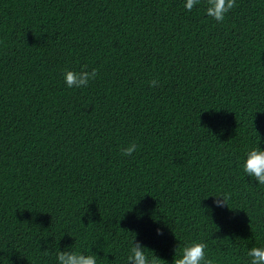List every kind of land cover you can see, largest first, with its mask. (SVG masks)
<instances>
[{
  "label": "trees",
  "instance_id": "16d2710c",
  "mask_svg": "<svg viewBox=\"0 0 264 264\" xmlns=\"http://www.w3.org/2000/svg\"><path fill=\"white\" fill-rule=\"evenodd\" d=\"M185 2L0 0V264H126L134 237L165 264L193 242L214 264L264 247L243 171L264 150V0L222 23Z\"/></svg>",
  "mask_w": 264,
  "mask_h": 264
},
{
  "label": "clouds",
  "instance_id": "9594fccd",
  "mask_svg": "<svg viewBox=\"0 0 264 264\" xmlns=\"http://www.w3.org/2000/svg\"><path fill=\"white\" fill-rule=\"evenodd\" d=\"M201 5V0H186L185 9L191 12L194 7ZM236 6L235 0H204V9L206 16L214 19L217 23H222L226 14ZM97 78V70L95 68L90 71L87 67L81 68L79 71L67 70L64 72V80L68 88H86L90 81ZM150 87H156L157 81L153 79L149 82ZM138 145L133 142L127 148H124L122 155L131 156L137 151ZM243 171L253 178L258 184L264 185V150L258 146L251 149L247 155L243 165ZM230 199V194L217 196L215 199L216 207L226 206ZM161 233L157 231V235ZM131 241L129 253L126 258V264H165L155 254L139 243ZM208 245L203 242H193L186 245L178 258L173 259L172 264H214L213 259L207 257L206 249ZM176 253V250H175ZM175 255V254H174ZM248 264H264V247H252L247 250ZM97 256L90 253L84 254L78 251H57V264H97Z\"/></svg>",
  "mask_w": 264,
  "mask_h": 264
}]
</instances>
